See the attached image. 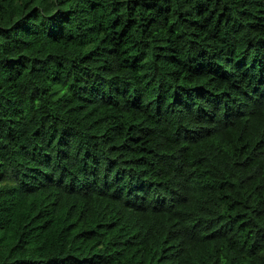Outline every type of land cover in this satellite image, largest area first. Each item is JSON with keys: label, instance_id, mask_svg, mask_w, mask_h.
Here are the masks:
<instances>
[{"label": "trees", "instance_id": "16d2710c", "mask_svg": "<svg viewBox=\"0 0 264 264\" xmlns=\"http://www.w3.org/2000/svg\"><path fill=\"white\" fill-rule=\"evenodd\" d=\"M0 264H264V0H0Z\"/></svg>", "mask_w": 264, "mask_h": 264}]
</instances>
